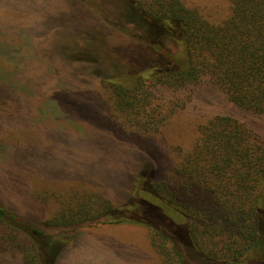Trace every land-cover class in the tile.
Returning <instances> with one entry per match:
<instances>
[{
  "label": "trees",
  "instance_id": "trees-1",
  "mask_svg": "<svg viewBox=\"0 0 264 264\" xmlns=\"http://www.w3.org/2000/svg\"><path fill=\"white\" fill-rule=\"evenodd\" d=\"M124 1L143 24L169 36L176 52L162 54L147 75L128 81L105 76L92 56L77 53L70 61L91 66L93 79L111 91L114 108L142 135L157 132L179 104L174 98L168 107L147 111L152 87L192 94L214 86L237 108L264 119V0H229L226 15L217 20L186 0ZM13 36L0 32L3 63L11 56L24 60L17 56L21 40ZM0 99V107L19 100L3 93ZM34 113L21 116L31 124ZM0 115L10 118L4 109ZM32 146L19 154L28 155V164V153L38 147ZM144 156H135L131 184L118 202L83 188L55 195L31 191L32 202L58 204L52 214L35 216L0 198V251H15L21 264H58L76 228L113 224L147 228L165 264H264L263 134L237 117L216 115L197 127L172 175L160 177L157 162Z\"/></svg>",
  "mask_w": 264,
  "mask_h": 264
},
{
  "label": "rangeland",
  "instance_id": "rangeland-1",
  "mask_svg": "<svg viewBox=\"0 0 264 264\" xmlns=\"http://www.w3.org/2000/svg\"><path fill=\"white\" fill-rule=\"evenodd\" d=\"M186 2L216 20L230 5L229 0ZM133 14L124 0H0V32L19 37L17 56L24 58L0 60V82H5L0 95L19 99L0 107L10 115L6 120L0 115V198L19 212L38 216L57 209L55 201L32 202L31 191L94 190L118 202L131 184L136 155L157 162L160 177L172 175L197 127L216 115L237 117L264 136V119L237 108L214 86L192 94L152 87L147 111L170 106V99L179 104L157 132L142 135L114 108L111 91L93 79L91 66L70 61L77 53L92 56L105 76L128 81L147 75L162 54L176 52L169 36ZM144 38L158 43L152 46ZM33 112L27 124L21 114ZM32 144L38 147L28 153L33 162L28 164V155L19 154ZM71 234L74 241L58 264H165L144 227L85 224ZM0 252V264H21L15 251Z\"/></svg>",
  "mask_w": 264,
  "mask_h": 264
}]
</instances>
